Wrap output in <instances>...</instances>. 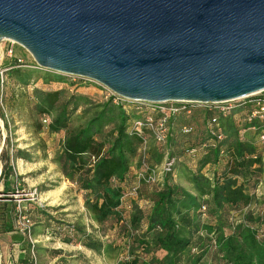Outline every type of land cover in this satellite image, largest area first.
Wrapping results in <instances>:
<instances>
[{"label":"trees","instance_id":"16d2710c","mask_svg":"<svg viewBox=\"0 0 264 264\" xmlns=\"http://www.w3.org/2000/svg\"><path fill=\"white\" fill-rule=\"evenodd\" d=\"M7 70L24 85L35 75L47 83L65 80L40 67L10 66ZM60 93L40 90L38 113L50 116L55 111L48 123L49 131L64 133L55 160L64 177L83 192L93 220L101 224L109 221L125 245V255L117 264H264V209L230 220L253 199L263 170V150L257 142L264 133V122L255 117L247 119L255 107L253 103L246 100L229 112L190 107L189 114L171 118L169 155L175 158L173 168L179 164L185 171L190 187L174 181L170 171L153 192L148 209H144L128 192L137 175L133 163L138 172L145 174L152 166L148 158L143 162L137 159L142 139L130 131L131 122L146 109L138 105L142 114L128 112L124 107L130 101L115 102V97L109 95L93 105V114L83 124L71 127L79 106L93 103L88 96L76 93L60 101ZM202 145L203 151L197 157L186 153L188 147ZM157 148V159H162L163 147ZM13 154L25 157L21 149L13 150ZM1 208L0 233L14 232L9 216L12 208L5 204ZM66 230L69 234L62 236L63 240L75 237L88 248H101V241L82 227L72 224ZM20 249L14 264H33L29 249ZM205 258L210 261L207 263Z\"/></svg>","mask_w":264,"mask_h":264},{"label":"water","instance_id":"95a60500","mask_svg":"<svg viewBox=\"0 0 264 264\" xmlns=\"http://www.w3.org/2000/svg\"><path fill=\"white\" fill-rule=\"evenodd\" d=\"M0 40L131 101L264 90V0H0Z\"/></svg>","mask_w":264,"mask_h":264},{"label":"rangeland","instance_id":"374dc122","mask_svg":"<svg viewBox=\"0 0 264 264\" xmlns=\"http://www.w3.org/2000/svg\"><path fill=\"white\" fill-rule=\"evenodd\" d=\"M9 49L12 50L11 55L8 54ZM10 66L39 69L30 53L21 45L11 40H0V68L4 69L3 82L0 83V153H4L0 155V210L3 204L12 208L9 216L15 229L11 233L3 232L0 237V264L16 263L21 247L29 249L33 264H117L125 255V245L109 221L101 224L93 220L84 204L83 192L76 188L73 181L64 177L55 160L64 135L63 132L49 131L48 123L55 111L50 116L38 113L40 90L61 91L60 101L67 99L71 93L84 94L93 104L79 106L70 124L74 127L83 124L93 114V105L107 100L111 93L94 81L55 71L51 72L60 74L65 80L47 83L41 76L35 75L24 85L10 76V70H7ZM128 101L123 100V104ZM138 105L143 106L142 103L130 101L124 109L142 114V108ZM204 105L191 103L190 107L202 108ZM146 138L144 156L152 165L148 172L153 174L154 180L145 181L138 175L140 172L135 162L132 165L137 173L133 179L134 185L138 187L133 198L144 209H148L153 192L160 187L165 176L160 174L163 158L157 159L159 145L151 136ZM257 144L263 150L259 184L254 188L251 202L239 209L230 218L231 221L240 219L248 212L256 213L264 209V141ZM15 149L24 151L25 157L14 156ZM142 152L138 151L137 159ZM7 154L8 158L5 157ZM171 172L174 181L185 188L190 187L185 180V171L179 164ZM72 224L82 227L93 239L101 241V248H88L75 241V237L63 240L62 236L68 233L67 225ZM205 259L207 263L210 261V258Z\"/></svg>","mask_w":264,"mask_h":264},{"label":"built area","instance_id":"2783aa9c","mask_svg":"<svg viewBox=\"0 0 264 264\" xmlns=\"http://www.w3.org/2000/svg\"><path fill=\"white\" fill-rule=\"evenodd\" d=\"M12 50H8V54L11 55ZM6 69V68H5ZM3 74L4 69L0 68V83L3 82ZM111 94L115 97L114 101H122L126 100L123 97L112 93ZM248 100L249 102L255 105L254 109L248 114L247 119L250 120L252 118H259L261 121L264 122V90L258 91L251 95L240 97L234 100L218 102V103H199L205 104L208 108H216L221 112H229L236 105L239 103H245ZM131 101V100H130ZM133 102V101H132ZM142 103L146 112H143L142 116L134 119L130 125V131L135 133L142 139V143L138 149V151L142 150V156L139 158L142 162L144 161V154H145V144H146V137L149 135L153 139V141L163 147V163L161 166L160 174H166L170 172L174 166L175 158L169 155L170 149L167 146V136L169 131V120L177 115L182 113L189 114L191 112L190 104L197 103V102H185V101H163V102H148V101H136ZM234 102V104H231ZM1 103V98H0ZM222 104V105H218ZM183 130L186 131L187 128L183 127ZM213 133V132H212ZM214 134V133H213ZM217 138H221V134H217ZM260 140L264 141V133L260 135ZM203 146H190L186 149V153L191 157H197L202 151ZM145 174V173H143ZM139 173L138 175L145 179V181H153L154 176L152 173L148 172L145 175ZM137 185H134L130 191L128 192L130 195H136L137 193ZM24 218V217H23Z\"/></svg>","mask_w":264,"mask_h":264},{"label":"crops","instance_id":"0c3cea01","mask_svg":"<svg viewBox=\"0 0 264 264\" xmlns=\"http://www.w3.org/2000/svg\"><path fill=\"white\" fill-rule=\"evenodd\" d=\"M7 233H10V232H4V234H7ZM3 235V233H0V237ZM0 243H1V241H0ZM11 244H12V242H11ZM16 244H17V242H16Z\"/></svg>","mask_w":264,"mask_h":264}]
</instances>
